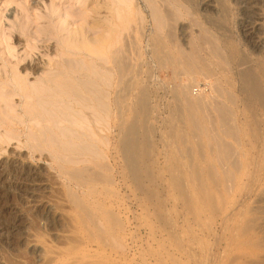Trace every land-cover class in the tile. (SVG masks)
Returning a JSON list of instances; mask_svg holds the SVG:
<instances>
[{"label":"bare ground","instance_id":"6f19581e","mask_svg":"<svg viewBox=\"0 0 264 264\" xmlns=\"http://www.w3.org/2000/svg\"><path fill=\"white\" fill-rule=\"evenodd\" d=\"M76 1L82 6V13H77L78 11H71L72 9L67 8L68 11L64 7L66 10L63 9L65 10L63 14H66V18H63L65 19L63 28H58L54 25L53 28L51 27V31L49 30L51 32V38L60 41L57 44V55L55 57L51 56V60L48 61V70L46 72L43 71V75L40 73L36 81L30 84L28 77L30 75L32 76V74H38V66H35L36 64L31 66L30 63L21 64L23 59L18 63L15 62V66L11 67V73L10 70H6L5 80H3L4 78L2 79L3 83L5 81L12 88L11 90H7L5 95H7L6 97L12 98V96L20 94L26 100L25 104L29 106V109L26 108L23 110L24 113H21L24 116L28 115L31 117V120H28V122L35 120V123L25 127L23 123H26V120H21L19 126H24L28 132L26 137L27 142L25 143H31V145L29 144L33 151L31 152H38L41 155L39 156L41 159L46 158L49 160L45 152H48L50 155V161L55 165V169L67 186L66 195L70 199L77 214L78 232L80 230V233L89 244H97L103 248L107 246L123 248L124 246L125 224L120 218L122 214L116 213L119 208L117 206V210L112 208V198L117 196L118 193L114 189V176L112 177L113 167L108 162L109 156L107 153L109 152H106V149L109 147L108 144L111 143L110 131L113 129V126L117 131V149H119V154L124 161V167L120 168L121 171L118 172L121 174L120 177L123 180H126V178L131 180L130 187H133V190H138L141 193V195L138 193L140 195L139 202L141 207L146 208L148 216H154L158 223L169 224L171 229L165 233H168L169 237H174L177 224L173 223L172 213L175 212V207L167 208L166 198L168 197H163L161 190L153 189L154 187L157 188L160 186V181L163 182V175L160 176V172L158 174L153 173L155 170L153 171L152 168L150 172L149 166L154 163V159L152 160L153 162L151 161L152 163L150 162V165L147 160L149 156H147L148 150L154 142H152L153 134L151 130L149 132L151 125H153L149 122V119H151L149 115L152 113L153 107L149 100L151 96L147 89L149 85H145L147 86L145 87L140 82L142 72L144 71H142L140 63L132 64L129 62L124 43L118 45L119 43L116 39L111 38V34L115 28L112 27L110 15L108 16L109 18L106 16L104 19L102 18L103 20H99L97 18L99 11L96 1ZM115 1L117 2V0ZM118 1L121 3H118L120 7H122V3L123 5L126 3L124 0ZM245 2V0H238L239 4ZM250 2H253V0H249L245 4L249 7ZM108 3L109 5L111 4L110 2ZM53 6L55 10L61 7L56 1ZM108 7L105 6V10L103 9L102 11H107L106 13H108ZM122 9L121 11H124V8ZM156 10L154 9L153 11ZM250 11L245 12L243 10L242 13L246 16L248 13H251ZM158 12H152V14L155 15H153L156 22L154 27L158 24L161 32L163 28L161 30L160 27H166V25L162 26V23H165L163 22L165 20L163 18L169 16L167 17L169 19L174 12L171 15V13L169 14V12L166 13L165 11L167 16H164L163 13L164 17H160L162 14ZM125 13L127 11L119 12L121 22L120 24H116L121 25V27L124 25L125 19H127L125 17L128 16H125ZM155 13L157 16L160 14V16L157 17ZM49 17L51 16L49 15ZM36 19L38 18L36 17ZM50 19L52 20V18ZM60 19L61 16L59 15L58 20ZM255 20L254 16L249 14V16L247 15L242 20V23L240 22V34L244 41L240 44L238 43L239 48L235 51L236 54L232 53L236 59L233 64L234 67H231L234 69L232 79L230 80L226 77L228 76V70L231 69L228 68L227 70L230 64H228L227 58L223 57L225 60L222 59V54L219 51L216 52L218 48L214 49L215 43L212 44V42L215 37L211 42L207 37L203 38V36H200L201 34H199V37L197 34L196 39L198 38L197 40H199L198 44L194 43L195 45L192 44L193 47H190L189 45L191 43H188L190 47L188 49L190 50L192 48V51L185 53L176 50L178 52L176 53L174 52V44L177 43H175L176 36H174L175 32H173L174 30H172V25L170 24L171 27L165 33L166 35L164 34L166 36L164 39H168L170 41L169 44H173V46L170 44L173 52L169 50L170 46L169 49L167 48L168 43L166 44V40H154L153 46V54L156 56L158 62L157 67L160 65L162 70H168L169 75L174 80V87L170 90H173V95L176 99H174L175 109H172V117L174 116V120L176 121L175 129L173 131L171 129L165 135L167 136L166 138L163 136V147L165 146L167 151H169V170L165 169L164 166L166 172L169 171L168 178L166 177L167 179L165 181V183L167 182L166 185L163 183L165 192L176 197V203L182 207L181 213L184 216L187 215L199 222L198 230H204V232L205 230L208 232L211 231V228L213 229L212 224L216 220V224L220 226V234L217 233L219 236L216 237L215 242L218 245L224 246L221 248L223 251H220L219 255L221 253V256L223 254L225 256L226 252L229 251H244L245 253H241L240 255L247 259L245 264H264V258L258 257L256 254V251L261 249V246L253 239L257 222L259 220L261 221L260 217H258V219L260 218L259 220H256L255 216L264 214V206L263 208L256 206L252 208L254 198L257 196L258 200L256 202L264 203V43L259 44L256 41H250L253 39V33H247L243 29L245 28V24L246 27L251 26L255 23ZM24 24L29 25L28 22ZM51 25L53 26V24ZM119 26H116V28L118 29ZM23 28L22 31L24 30ZM34 28H36L35 25ZM45 28L48 29V27ZM98 29L99 31H96ZM123 29H125V26ZM123 29L122 31H124ZM202 29L206 31V29ZM49 31L47 32L49 33ZM207 32L209 33V31ZM41 33H38L36 38H41L43 36ZM118 33L121 34V31ZM35 36L36 34L33 37ZM118 37L116 38L118 39ZM247 39L250 40L247 41ZM190 40L193 43L192 39ZM34 41L31 42L34 43ZM114 41L118 43V46L113 44ZM122 41L125 42V40ZM31 42H29L30 45ZM96 44L100 45L101 54L97 53L98 51L96 49L94 50V45ZM183 46L186 47V45ZM179 47V50L180 48L182 49V47ZM200 51L206 53L209 58H201L199 56ZM95 52L98 56H101L97 58ZM25 53L28 54V52ZM27 54L25 55L27 56ZM24 61L27 60L25 59ZM215 64L222 67L225 80L222 83L220 82V85L215 86L216 84H213L214 88L212 85L211 90L210 86L208 93L205 87L203 88L198 82L195 84L194 80L199 75L202 77L205 76V78L207 77L206 80H208L206 82H209V85H211L209 77L212 79L213 74L210 65ZM17 69L23 73H19ZM215 73L217 72L215 71ZM205 78H203L204 81ZM220 78L222 77L219 76ZM169 81L171 80L169 79ZM193 87H196V90ZM5 108V111L0 113V129L4 130L5 137H0V141L2 139H8V141L10 139H19L20 134L18 132L20 130L16 132L18 126L16 127V124H14L13 115L10 116V112L8 113ZM181 123L186 125H184L186 131L184 129L183 131H181L182 129H177L181 128L178 127ZM183 124L181 125L183 126ZM143 128H147L148 132L144 131L141 133L140 131ZM202 129H207L204 130L205 132L207 131L205 133L206 135ZM218 130L220 133H218ZM100 132L104 134H100ZM204 136L208 140L213 139L212 141H216V143H213L217 145L211 144V147L213 149V146H218L219 153L214 150V153H217L216 155L219 154L218 157H212L213 151L209 147L211 142L209 141L208 143L206 140L208 144L205 143L203 140L205 139ZM247 137L254 139L247 143ZM170 146L173 148L172 152L168 150ZM105 147L107 148L105 149ZM209 150L212 152H209ZM216 157L217 161L215 160ZM20 168L13 165L7 171L10 174L15 173L17 175L20 173ZM183 169L187 171H185V174L181 172ZM166 172L165 175H167ZM121 197L123 199V196ZM117 202L119 206L120 203L119 201ZM123 212L126 213L125 210ZM201 214L204 215V218L202 217L203 219L200 217ZM178 215L180 214L176 213L175 216ZM259 227H262V225L260 224ZM260 231L261 229H259ZM226 236H230L231 242H227L228 238L225 241ZM223 241L227 243L223 244ZM209 242H211L210 239ZM233 257V260H230V264H233L239 259L237 255ZM209 262L210 264H227L221 257L210 259ZM173 263L177 264L178 262L173 260Z\"/></svg>","mask_w":264,"mask_h":264},{"label":"rangeland","instance_id":"374dc122","mask_svg":"<svg viewBox=\"0 0 264 264\" xmlns=\"http://www.w3.org/2000/svg\"><path fill=\"white\" fill-rule=\"evenodd\" d=\"M55 1L61 7L63 6V8L59 6L60 9L55 10L53 6ZM55 1L53 0H0V105H1L0 113L2 111H5L4 108L6 107L5 109H7L8 113L10 112L9 113L11 114L10 116L13 115L12 118L14 120V124H16V127L18 126L16 132L20 130L18 133L20 134L19 139H21L19 140L17 138L19 141L17 139L16 140L10 139V141L6 139L7 140L6 141L5 139L1 138L2 140L0 141V174H1L0 175L1 176L0 177V264H174L173 260L177 261L178 262L177 264H183V263L184 264H210L211 261L209 262V260L214 259L215 257L216 258L221 257V259L226 261L227 264H230L231 263L230 260H233L234 258L233 256L236 257V255L237 257L239 256V259L235 261L233 264H245L247 259L242 257V255H240L241 253H245L244 251L243 252L229 251V252H226L225 256L224 254L221 256V253L219 255V252L223 251L221 248H223L224 246L220 244L218 245L215 242L217 239L216 237L219 236L217 233L220 234V226L219 224H216L217 223L216 220L214 221V224H212L213 229L211 228V231L208 232L205 230L204 232V230L202 231L198 230L199 222L196 221V219L191 218L187 215L184 216L181 213L182 207L180 206V204L176 203V197L171 196L170 194H167L165 192L164 185H166L167 183V182L165 183V181L168 178V173H169V171L166 172L165 169L169 170L168 169L169 151H167L165 146L163 147L164 145L163 143H164V138L167 137L165 135H167V133L170 132L171 129L173 131L176 126L175 124L176 121L174 120V116L172 117L173 115L172 109H175V104H174L175 97L173 95V90H170L174 87V80L173 78H171L172 76L169 75L168 70H164V69L162 70L160 68V65L159 67H157L158 62H157L156 56L153 54V46L155 42L154 40H158V39L160 40L162 39L164 41L166 40L164 39L166 37L165 33L167 32V30H169L171 25H172V30H174L173 32H175L174 36H176L175 43L176 42L177 43L174 44V46L176 47V48L174 47L175 49L174 52L176 53H178L176 50L182 51L185 53L192 51V48L190 50L188 48L193 47V45H195L194 43L198 44L199 40H197L198 38L196 39L197 34L198 36L199 34H201L200 36L201 37L203 36V38L207 37V39L211 40V42H212V39H214L215 37L212 44L215 43L214 49L218 48V50L217 51L215 50V51L216 52L219 51V53L222 54V55L220 54L222 59L223 57L227 58L228 64H230L227 67V70H228V68L230 69L231 67H234L233 64L235 63V59H236V57H234L235 55L232 53L236 54L235 51L239 48V44L242 43V41H244V39H242V36L240 34L241 33L240 32L241 30L240 22L242 23V20L247 15L249 16L250 14L254 16L256 20H258V21L255 20V23H253L251 26L249 25L246 27V24H245V28H243L245 32L253 33L252 35L253 39L251 40L247 39V41L249 40L254 41V42L256 41L259 44L264 43V20H263L264 19V16H263L264 15L263 13L264 12V0H253V2H250L249 7H253V8H249L246 5L249 2V0H245L246 4L245 3L239 4L238 0H124V2L126 3H124L125 5H123L122 3V7L118 5L119 3L118 0L117 2L115 0H112V1L111 0L109 1L92 0L94 2L96 1V4L98 5L99 12L97 14V18L99 20H103L106 16L107 18H109L108 16L110 15V21L112 20V27L115 28L114 32L111 34L112 35L111 38H113L114 40L116 39V41L119 43V44L117 42L115 43L114 41L113 44H115V46H118L124 43V45L126 46V56L129 62L132 64L140 63L142 71H144L142 72V78L140 82L142 86L149 85L147 89H148L149 94L151 95V96L149 95L150 96L149 100L151 101L150 103H151V106L153 107L152 109L153 111L149 115V118H151L149 119L150 120L149 122H151L153 125L149 123L151 127L149 125L148 126L151 128L149 129V132L151 130L153 134L152 142L153 141L154 142L152 143L153 147L150 146L148 150L147 156L148 155L149 156L147 157V160H148V164L150 165V162L154 159L153 160L154 163H152L153 161L151 162L152 167L149 166L150 172L152 168L153 171L155 170L154 172L152 171L153 173L158 174V172H160L159 175L160 176L163 175V178H164L163 179L161 177L163 182L158 181L160 186L157 188L154 187L153 189H158V191L161 190L162 196L165 198L168 197L166 198L167 208H170L172 206L175 207V212L172 213V216H173V223L177 224L176 231H175L176 236L174 235V237H169L168 233H165V232H167V230H170L171 226L169 224L168 225L160 224L158 223L157 219L154 216H148L147 209L144 207L142 208L139 202V197L141 193L138 190L136 191L133 190L134 189L133 187H130L131 186L130 179L126 178V180L125 179L123 180V178L120 177L121 174H119L118 172L121 171L120 168L124 167V161L119 154L120 153L119 149H117L118 148V143L116 141L117 131H116V128L113 126L112 127L113 129H111L110 131L111 132V139H110L111 143H109L110 145L108 144L109 150L107 147H105V149L107 148L106 152H109L107 153V155L109 156L108 162L113 167L112 177L114 176L113 177L114 183H115L114 189L116 193H118L117 196L112 198L113 199L112 208L113 209L115 208L114 210H117L119 208L118 211L117 212L115 211V212L119 213L120 215L122 214L120 218L122 219V221H124V224H125V235L123 239V244H124L123 248L125 249L117 247V246H115V248L112 246L110 247L107 246L106 248H103L101 246H98L97 244H89L88 241L84 238V236L80 233V230L78 232L79 226L77 224L78 220L76 219L77 214L75 213V210L73 208L74 206L72 205L70 199L66 195L67 186L65 182H63L64 180H62L63 178L59 175L58 171L55 169V165L52 163V161H50L51 159L50 155L48 154V152H45L47 155L45 153L44 154L46 155V157H49V160L46 158L41 159V157H39L41 155H39L38 152L32 153L33 151H32V148L30 147L31 143L29 142L25 143L27 142L26 137L28 133L25 127L35 123V120L28 122V120H31V117L28 115H26L27 116L26 117L23 114L24 113L23 110H25L26 108L29 109V106L25 104L26 100H24L20 96V94L18 95L16 94L12 96V98L6 97L7 95H5V92H7V90L12 89L9 86V84H7L5 81L3 83V80H5V76H6V73H5L6 70L8 71L10 70V73H11V67L15 66L16 63L22 61V59H23V62L21 64L30 63L31 66L36 64L35 66H38L37 67L38 74H35V75L32 74V76L30 75L31 77L30 76L28 77L29 83L30 84L32 82L34 83L37 79V76H39L40 73L41 75H43V73L48 70L49 68L48 61L51 60L50 59L51 56L55 57L58 53L57 44L60 40L58 41V40L51 38V34H50L51 27L53 28L54 25H56L58 28H63L64 20H65L63 18H66V14H63V13H65L64 11L67 8L72 9L71 11H78L77 13H82L81 12L82 6L81 4L77 3L76 0H55ZM108 2H110L112 5L111 4L109 5ZM103 3L105 4V6H109L108 13H106L107 11H102L103 9L105 10V6ZM120 8L121 9L124 8V11H121ZM154 9H157V10L153 11ZM243 10H245V12L250 11L251 13H248L246 16H244L242 13ZM126 11L127 13H125V16L126 15L128 16L125 17L127 19H125L124 25L121 27V25L120 26L117 25V24H120L121 22L120 20L121 17H120L119 12H126ZM157 11H159L162 14V16H160V14L157 16V14L155 13L157 17L167 16L166 13L168 12L169 14L171 13L172 15L174 12L173 14L174 17L173 15L172 16L170 15L171 17L169 19L167 18L169 16L166 17L167 20L166 18H163L165 19L163 21L165 23H162L163 24L162 26L166 25V27H160L161 26L160 24L159 26L160 29L162 30L163 28L161 32L158 28V24L156 25V27H154V24H156V22H155V18L153 17L154 14H152V12L154 13ZM252 11L254 12V14ZM50 12L52 13V15ZM102 12L103 13L105 12L104 14L106 15L104 16ZM109 12L111 13L109 14ZM163 13H164V16H163ZM37 14L38 15L40 14V16L42 17L38 16ZM256 14H257V17H256ZM49 15L51 17H49ZM59 15L61 16L60 20H58ZM36 17L38 19H36ZM50 18H52V20ZM173 18L175 19V21H173L174 20ZM47 20L49 21L48 23H47ZM54 20L56 21L54 22ZM29 21L32 23H30ZM126 21L128 24L125 23ZM27 22L29 23L31 27L28 24H24ZM195 23H198L199 26L198 24H195ZM23 24H24V28H23ZM51 24H53V26ZM167 24L168 26L170 24L171 25L168 27ZM34 25L36 28H34ZM116 26L117 27L119 26V28L121 27L122 29L125 26V29H123L125 32L122 31L121 28L120 30L119 28L117 29ZM44 27H48V29L45 28L46 29L45 30ZM22 28L24 29L23 30L24 32L22 31ZM202 28L206 29V31L203 30ZM47 31H49V33ZM96 31H99V29ZM117 31L118 32L121 31V34L118 33ZM207 31H209V33ZM30 32L31 34L32 32H34L36 36L33 37L34 34H32L33 35L32 36ZM23 33L24 35H22ZM38 33L39 34L41 33L43 36L41 38L40 37L36 38L38 36L37 35ZM119 34L120 36L118 37ZM115 36L118 37V39ZM35 38L36 40L37 39L39 40V41L35 40L38 46L36 45V42L34 41ZM190 39H192L193 43L190 42L191 41ZM122 40H125V42ZM167 40H166V44L168 43L167 48L169 49V46L171 43L169 44L170 41L168 40L167 42ZM31 41H34V43H32ZM29 42H31L32 46L29 44ZM188 43L189 44L191 43L189 45L190 47L188 46ZM33 45L37 47L35 48ZM96 45H94L95 47L94 46L92 47H94V50L96 49L98 51L97 53L101 54L100 45L98 44L99 48H98V45L97 46ZM171 45L173 46V44ZM176 45L177 46L179 45L180 47H182L183 50L178 46L180 48L179 50ZM183 45H186V47ZM25 48H27L26 49L27 51L25 50ZM169 50L170 51L172 50L173 52V48L171 46ZM25 52H28V54ZM201 52L202 51L199 52L200 54L199 56L201 58L203 59L209 58L206 53L204 52L201 53ZM25 54H27V56ZM100 56L101 55L99 56L97 55V58ZM25 59L27 61H24ZM210 68L214 76V79L217 78L216 79L217 81L213 79V76H212V79L211 77H209L210 83H211V85H209V82H206L208 81L206 80L207 77L205 78V76L202 77L200 75H199L200 77L195 76L196 78L194 80L195 84L198 82L199 84L202 85L203 88L205 87L208 93L212 89L213 84L214 85L216 84L215 86H217V85H220L219 84L220 82L222 83L223 80H225V77H224L225 75H224V72L221 66H217L215 64V65H210ZM233 69L234 68H231L230 70H228V73H227L228 76L226 77H228L229 80L232 79ZM17 70L19 73H23L21 72V70L20 71L19 69ZM215 71L217 73H215ZM143 73L145 74L144 76H143ZM219 76L222 78L219 79ZM203 78H205V81L203 80ZM169 79L171 81L173 80L172 81L173 84L171 81H169ZM144 80L146 81L143 82ZM214 85H213V88H214ZM193 89L196 90V87H193ZM169 90L171 91V93ZM5 101L8 102L11 106ZM22 114L23 116H21ZM24 119L26 120V123H23ZM21 120H23L22 123L23 125L25 124V127L22 125L19 126ZM181 124L180 126H178L181 128H177V129L179 130L182 129L181 131H183V129L186 128L185 127L186 125L183 124V126L185 125L183 127ZM147 128H143L140 132L141 133H143L144 131L148 132ZM0 130H1L0 137H3L5 132L3 129H0ZM202 130L204 134L207 132V131L206 132L204 131L207 129H202ZM99 131H102V130H99ZM199 133H200V130H199ZM218 133H220L219 130H218ZM100 134H104V133L100 132ZM112 134L114 135L112 136ZM253 139L247 137L246 141L248 143V141L250 142ZM203 140L205 141V143H207V141L208 143L209 141L211 142L210 146L208 145L211 149H212L211 144L217 145L215 144L216 141H212L213 139L208 140V138L205 137V139ZM2 141H5V142H2ZM170 147L168 150L172 152L173 148L172 146ZM216 147L213 146V149H212L213 158H215L214 156H217V157L219 156V154L216 155L217 153H219L218 146ZM214 148H216L217 150ZM210 150L209 152H212ZM214 150L217 151L216 154L214 153L215 152ZM217 157L215 159L216 161H217ZM13 165L18 166V168L21 167L19 170L20 173H18L17 175L15 173L10 174L7 171ZM164 166H165V169H164ZM21 169L24 170V172H22ZM185 171L186 170L184 169L181 170L183 174L187 172ZM165 172L167 175H165ZM163 183L165 184L163 185ZM121 196H123V199ZM257 200H258V196L254 198V203H253L252 208L253 207L255 208V206L263 208L264 203H260V202L257 203L256 202ZM117 201H119V203L121 204V205L119 204V206H122L124 209L118 206ZM123 203H124V206H123ZM255 203H257L258 205ZM123 210H125L126 213L123 212ZM176 213H179L180 215L175 216ZM200 217L201 219H203L204 215L201 214ZM258 217L261 218V221L259 220L260 218L258 219ZM263 217H264L263 213L255 216V219L259 221L257 222V225H256L257 228L254 234L255 236L253 237L254 241L258 242L261 246V249H258L256 251L257 256L261 258H264L263 257L264 255V241H263L264 240V233H263L264 232V226H263L264 219ZM201 219L199 220L201 221ZM260 224L262 225V227H259ZM151 229L153 232L151 231ZM259 229H261L262 233L261 231L259 232ZM214 235H215V238H214ZM206 236H207V240H206ZM183 238H185V240H183ZM209 239L211 242H209ZM226 240L227 242H231L230 236H226L225 241ZM225 241H223V244L227 243ZM213 242L215 245L212 244ZM88 245H91V246H88ZM213 245H214V249H213ZM244 260L245 262H243Z\"/></svg>","mask_w":264,"mask_h":264}]
</instances>
